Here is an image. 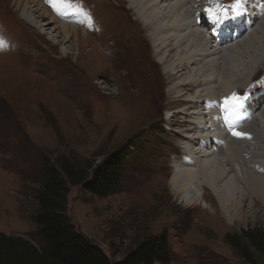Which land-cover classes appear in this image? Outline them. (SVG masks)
Returning a JSON list of instances; mask_svg holds the SVG:
<instances>
[{"label":"rangeland","instance_id":"374dc122","mask_svg":"<svg viewBox=\"0 0 264 264\" xmlns=\"http://www.w3.org/2000/svg\"><path fill=\"white\" fill-rule=\"evenodd\" d=\"M55 1L74 12L80 6L87 9L84 15L93 30L79 29L93 42H84L82 57L75 42L58 36L57 24L42 30L53 16L57 18L53 6H47L51 15L40 19L32 0H0V232L40 246L34 217L39 211L36 196L47 178L45 167H58V160L66 157L91 179L110 156L126 153L123 178L113 193L99 197L83 186L69 187L66 205L77 231L112 261L123 260L150 237L166 235L170 246L166 264H264V253L244 237L247 231L264 232V210L259 206L251 210L253 198H248L242 215L226 218V226L221 227L201 215L203 204L192 206L172 190L175 162L186 152L181 137L191 134L185 133L190 128L185 113L190 97L198 96L202 88L199 83L186 87L187 95L180 102L170 95L181 80L164 73L165 61L156 54L158 39H149L137 19L145 11L135 2L131 11L126 0ZM184 1L182 9L189 10L191 4ZM25 4L37 25L23 18ZM72 21L68 22L76 23ZM125 28L135 42L125 41ZM169 36L166 32L161 39ZM91 52L92 64L84 57ZM195 70L189 68V74ZM228 84L238 94L244 93L238 81ZM210 87L222 97V86ZM258 114L257 123L244 126L247 143L235 145L240 163L254 177L256 162L264 167V108ZM246 152L252 158L245 157ZM219 158L223 160L222 154ZM231 175L238 192L249 196L237 175Z\"/></svg>","mask_w":264,"mask_h":264},{"label":"bare ground","instance_id":"6f19581e","mask_svg":"<svg viewBox=\"0 0 264 264\" xmlns=\"http://www.w3.org/2000/svg\"><path fill=\"white\" fill-rule=\"evenodd\" d=\"M32 1L38 5L39 9L33 12L40 13L38 17L40 19L51 15L47 6L54 7L52 13L57 18L53 16L49 23L42 25V30H50L53 24H57L58 36H64L68 41L75 42L79 57L85 55L83 54L85 50L82 49L86 44L84 42H93L79 29L81 27L85 32L93 30V24L85 18L84 13L87 14L85 6H80L81 9L74 12L68 5L65 6L54 2V0ZM182 1L140 0L139 3L138 0H126L131 6V11H135L136 7L133 2L141 6L142 12L145 11L146 14H138L140 16L137 19L146 28L149 39L153 42H155L153 39H158L154 45L157 48L156 54L165 61L162 62L166 65V69L163 70L166 76L175 77L178 75L177 79L181 80L180 84L169 90L170 95L175 94L176 97H179L180 102L182 101L180 98L187 95L186 87L194 88L195 84L199 83L202 88L198 90V96L193 94L194 97H190L189 100L191 106L185 116L190 128L186 129L185 133L189 131L191 134L187 133L181 137L185 141L181 149L185 147L184 151L186 152L183 153L184 155L182 154L180 160L175 162L177 171L173 175L171 186L172 190L181 195L188 204L195 207L203 204V208L199 206L201 215L215 225L223 227L226 226V218L242 215V210L249 197L253 198L255 203L251 208L252 211L258 206L264 210V176L261 175L264 170L263 164L256 162L257 168L253 170V173L257 174V177L248 175L240 163L241 159L239 160L236 154L238 149L235 147L237 142L243 146L247 140L244 136L238 137L232 134L233 131L244 133V126L252 121L256 122L258 112L264 108V0H239L241 7L238 16L234 10L237 0H186L184 2L189 1L191 4L190 9L186 11L182 9ZM187 7L189 8V6ZM225 12H227L228 18H225ZM33 15L28 4H25L22 11L23 18L26 22L37 25ZM169 15L170 17L167 19ZM216 16L219 19H216ZM71 20L76 23L71 25L68 22ZM198 27L205 31H199ZM126 30L125 28V41L135 42H132L133 33L130 32V29ZM206 30L211 31V34L207 33L208 35H206ZM166 32L170 35L169 38L161 39V36ZM183 44H186L187 47L184 52L181 49ZM131 47H133L132 44ZM84 57L92 64L94 52L87 53ZM123 64H125L124 61ZM189 68L190 70L196 69V73L189 74ZM229 81L232 86L236 85L238 81L242 85L239 86L240 91L244 93L238 94V91L231 90ZM261 83L263 85L259 86ZM190 84L191 86H189ZM212 84L215 86L213 89L217 85L222 86V97L214 95L210 87ZM208 86L210 89L206 90ZM182 92L185 95H180ZM233 96L239 97L238 102L232 101ZM226 99L229 100L227 106H225ZM187 114L189 115L187 116ZM220 154H222L223 160L219 158ZM245 155V157L252 158L250 152H246ZM232 172L237 175L240 180L237 182L243 184V188L249 196L238 192L236 181L232 179ZM227 178L228 181L222 184ZM205 190L209 191L208 195L204 192ZM237 194L239 195L237 196Z\"/></svg>","mask_w":264,"mask_h":264},{"label":"trees","instance_id":"16d2710c","mask_svg":"<svg viewBox=\"0 0 264 264\" xmlns=\"http://www.w3.org/2000/svg\"><path fill=\"white\" fill-rule=\"evenodd\" d=\"M128 154L118 153L106 159L89 178L81 167L63 157L58 167H45L47 178L37 193L39 211L34 217L40 246L23 238L0 232V264H154L169 263L170 246L166 235L150 237L123 260L112 261L88 237L77 231L67 215L69 187L83 186L85 191L107 197L121 183ZM244 237L252 247L264 253V232L247 231Z\"/></svg>","mask_w":264,"mask_h":264},{"label":"snow or ice","instance_id":"6c2138e0","mask_svg":"<svg viewBox=\"0 0 264 264\" xmlns=\"http://www.w3.org/2000/svg\"><path fill=\"white\" fill-rule=\"evenodd\" d=\"M240 7H241V5H240V3H239V0H237V3L235 4V14L238 16V15H240V11H239V9H240ZM209 11H212L211 9H209ZM216 19H219V17L218 16H216L215 17ZM225 18H228V14H227V12H225ZM232 101H237L238 102V100H239V97H237V96H233L232 98ZM228 103H229V100H225V106H227L228 105ZM234 136H244L245 134L244 133H241V132H238V131H233V133H232Z\"/></svg>","mask_w":264,"mask_h":264}]
</instances>
